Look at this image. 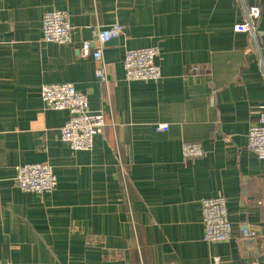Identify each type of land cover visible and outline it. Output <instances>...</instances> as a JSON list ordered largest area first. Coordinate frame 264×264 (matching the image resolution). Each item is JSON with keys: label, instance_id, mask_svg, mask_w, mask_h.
<instances>
[{"label": "crops", "instance_id": "obj_1", "mask_svg": "<svg viewBox=\"0 0 264 264\" xmlns=\"http://www.w3.org/2000/svg\"><path fill=\"white\" fill-rule=\"evenodd\" d=\"M251 4L0 0L1 261L264 264V159L248 147L264 104V2L256 34L234 30ZM54 9L68 11L73 43L44 40L42 17ZM116 24L123 31L104 48L102 84L79 48L95 26ZM155 46L162 77L127 81L126 50ZM52 83H72L103 114L91 150L61 140L69 113L41 97ZM193 142L204 156L186 161L182 147ZM36 162L53 167V192L17 187L16 167ZM212 196L227 201L224 242L204 240L202 202ZM243 225L257 237L242 238Z\"/></svg>", "mask_w": 264, "mask_h": 264}, {"label": "built area", "instance_id": "obj_2", "mask_svg": "<svg viewBox=\"0 0 264 264\" xmlns=\"http://www.w3.org/2000/svg\"><path fill=\"white\" fill-rule=\"evenodd\" d=\"M242 1V0H241ZM248 1V0H243ZM252 4L246 9V21L236 24V32L256 34L257 25L261 19L262 3L264 0H249ZM43 37L47 42H56L62 45L73 43V25L68 11L50 10L42 17ZM123 25L104 27L97 25L92 30V38L82 42L79 53L81 57L91 56L99 65L96 76L99 82L107 84L109 81L104 48L114 38L120 37ZM159 49L155 47H141L126 50L124 57L125 79L129 82L139 80L160 79L162 69L156 63ZM192 70H199L192 66ZM41 97L47 109L65 110L69 118L61 128V140L74 150H91L94 146V137L102 134L106 122L102 113L90 109L88 96L75 88L72 83H52L41 87ZM257 121L251 124L248 131V147L261 159H264V104L256 111ZM162 124L159 129H167ZM182 155L186 161H193L204 156L201 143H185ZM14 179L17 187L26 192L51 193L58 184L53 167L49 163L36 162L19 165L15 169ZM203 223L205 225L204 240L206 242H224L231 238L233 224L229 219L227 201L224 196H212L202 202ZM241 237L255 238L257 231L249 225H243ZM0 264H11L1 261ZM252 264H259L253 262Z\"/></svg>", "mask_w": 264, "mask_h": 264}, {"label": "water", "instance_id": "obj_3", "mask_svg": "<svg viewBox=\"0 0 264 264\" xmlns=\"http://www.w3.org/2000/svg\"><path fill=\"white\" fill-rule=\"evenodd\" d=\"M250 240H252V239H250ZM263 259H264V257H262Z\"/></svg>", "mask_w": 264, "mask_h": 264}]
</instances>
